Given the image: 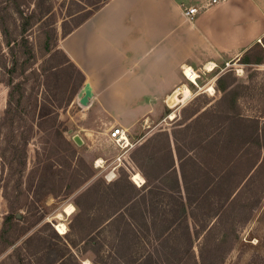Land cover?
I'll use <instances>...</instances> for the list:
<instances>
[{
	"label": "trees",
	"instance_id": "trees-1",
	"mask_svg": "<svg viewBox=\"0 0 264 264\" xmlns=\"http://www.w3.org/2000/svg\"><path fill=\"white\" fill-rule=\"evenodd\" d=\"M104 1L78 3L79 8L68 13L79 14L78 19L63 29L61 35ZM22 2L1 0L0 3V34L10 55L9 61L4 58L0 61L1 81L7 86L0 115V193L7 201V210L0 213V256L6 253L0 257V264H7L6 258L13 264H67V259L77 257L71 247L81 241L82 250L98 252L99 248L90 246L89 242L102 231L117 243L122 242V249L130 236L135 243H151L138 257L142 260L139 264H222L231 247H223L221 243L225 240L221 236L231 226H210L196 243L146 240L147 236L140 235L132 217L130 200L135 184L130 180V173L122 171L109 181L102 175L93 177V166L79 152V146L65 136L63 121L59 119V109L77 92L84 73L58 46L57 18L49 6L44 9L45 0L34 1L35 6L29 10ZM65 20H61L62 26ZM33 24L39 31L36 45L27 34ZM259 39L237 58L246 66L247 78L227 67L212 82L214 97L198 93L196 98H203L196 99L195 109H253L257 115H264V78H255L258 73L264 74V69L258 68L264 63V33ZM261 130L264 137V126ZM35 134L39 142L28 167L27 145ZM89 179L72 199L74 205L66 209L67 214L76 210L68 222L75 237L70 238L67 231L58 233L48 220L43 223L44 227L53 228V237L61 242L59 251L53 254L47 245L52 237L42 235L39 230L19 240L28 229L24 219L37 200L49 193L55 197L68 196ZM178 243H186V247L176 255L172 250L180 248Z\"/></svg>",
	"mask_w": 264,
	"mask_h": 264
},
{
	"label": "crops",
	"instance_id": "crops-1",
	"mask_svg": "<svg viewBox=\"0 0 264 264\" xmlns=\"http://www.w3.org/2000/svg\"><path fill=\"white\" fill-rule=\"evenodd\" d=\"M155 2L105 0L61 35L58 46L83 71L93 97L89 106L99 96L93 75L96 67H109L106 87L112 81L123 85L122 104L111 109L114 121L108 122L126 129L132 142L128 155L133 173L143 179L139 184L130 179L135 184L130 208L140 235L149 241L196 243L210 226L238 227L241 234L264 204V115L253 109H195L185 99L158 121L153 120V109L138 107L139 97H156L155 92L165 88H154ZM140 51L147 52L151 70L146 85L139 89L138 77L122 69L138 64ZM177 86L189 89L186 81ZM122 171L129 174L120 166L106 181Z\"/></svg>",
	"mask_w": 264,
	"mask_h": 264
},
{
	"label": "rangeland",
	"instance_id": "rangeland-1",
	"mask_svg": "<svg viewBox=\"0 0 264 264\" xmlns=\"http://www.w3.org/2000/svg\"><path fill=\"white\" fill-rule=\"evenodd\" d=\"M22 1V6L29 10L35 6L34 1L36 0ZM83 1L85 0H45L44 9L49 6L57 18L56 25L59 37L63 29L74 25L78 19L79 14L72 16L68 15V13L77 10L79 8L78 3H83ZM196 2L199 4L204 3V6L193 17L185 18L181 14L184 5ZM155 5L154 88L160 90L157 87L161 88L162 85L165 88L162 89L163 91H159L160 94L155 92L156 97H139L137 99L138 107L153 109V120L162 119L163 114L170 110L166 109L168 106L165 102V95L167 92L170 93L175 88V85H179L181 80L186 81L191 90V94L186 98L189 100H187V103H195L198 93L207 97H214V91H209V88L212 86V82L219 72L227 67H232L240 77L247 78L246 66L239 63L237 58L254 41L259 40V36L264 33V0H218L213 3H208V0H170L168 3L167 1L156 0ZM12 13L18 17L17 13L13 11ZM5 14H9V9L8 13ZM64 18L66 20L64 26H62L61 20ZM37 28L38 26L33 24L27 31L29 38L33 40L35 45L39 34ZM0 52L4 54L3 56L0 54V61L3 58L7 61L10 60L8 48L3 43L1 34ZM146 53L140 51L138 64L132 63L124 66V69H122L124 72H129L133 76L138 77L139 89L142 87V84L146 85L147 76L150 77L151 61L147 62L148 59L145 58ZM188 65L199 73L197 76L194 75L197 83L188 79L181 72ZM209 65L213 66V68L207 69ZM108 68L103 66L96 67L93 70L95 80L98 82L97 88L99 89V96L93 105L89 106L91 104L90 100L93 98L92 93L86 95V100L84 101H81V97L85 92L78 94L81 86L82 88L85 87V81H83L70 102L59 109V119L63 121L65 136L71 139L73 132H79L86 137L87 141L80 145L78 149L89 164L93 166L95 171L93 177L100 175L105 177L107 173L108 176H112V171L116 174L119 167L123 166H115L116 157L121 155L125 159L128 157L129 152V149L113 146L106 137V129L114 121L111 109L120 108L123 100V96H121L122 83H119L117 86L112 81L108 83V86L116 85L118 88L112 87V89L107 90L108 86L106 87L107 83L104 80L107 76L105 69ZM258 68L264 69V63L260 64ZM1 72L0 67V115L3 113L7 92V86L1 81ZM255 78H264V74L258 73ZM102 83L105 85L102 86ZM127 84L130 85V82H127ZM202 98V96L198 97L197 101ZM166 100L172 103L170 98ZM129 101L130 99H128ZM181 103L179 102L176 107ZM134 104H136V100ZM87 106L89 107L85 108ZM108 120L112 121L108 122ZM38 142L37 134H35L27 145L28 167L31 165L34 148ZM95 158H101V162L98 165L94 163ZM1 173L2 168H0ZM90 181L91 179L87 180L68 196L55 197L49 193L42 199L37 200L35 207L28 214V217L24 219L23 223L28 226V229L19 240L24 238L27 233L39 230L42 235L48 238L52 237L47 245L51 247L53 254L59 251L61 242L53 237V228L58 233H61L56 225L64 222L67 226L66 231L69 234L68 236L70 238L75 237L69 228L68 222L76 210L67 214L66 209L73 204L71 201L75 194ZM6 210L7 201L0 193V213H4ZM22 211L24 212L25 210ZM47 220L53 228L43 226L44 221ZM222 233L223 236L221 237L225 241L221 244L223 247H231L222 264H264V204L257 210L251 221L242 228L241 234L238 232V227H228ZM91 240L89 245L95 248L98 247V252L94 253L91 250H82L84 243L81 241L76 246L71 247L77 255L76 259H67L65 263L139 264L142 260L138 259V257L145 249L152 245L151 243H135L130 236L126 247L122 249L123 243H117L105 231H102L98 237ZM178 245L180 248L176 247L172 250L176 255H179L182 248L186 247V243H178ZM5 254L4 252L0 257L5 256ZM5 260L7 264H13L9 258Z\"/></svg>",
	"mask_w": 264,
	"mask_h": 264
},
{
	"label": "built area",
	"instance_id": "built-area-1",
	"mask_svg": "<svg viewBox=\"0 0 264 264\" xmlns=\"http://www.w3.org/2000/svg\"><path fill=\"white\" fill-rule=\"evenodd\" d=\"M216 1H218V0H208V3H213V2H216ZM202 6H204V3H200V4L199 3H190L188 5H184V7L181 10V14L185 18H191V17H193L195 14H197L199 12V10L202 8ZM183 72H184V69H183ZM184 75L188 79H190L186 75V73H184ZM177 88H178V86L175 89H177ZM79 92H80V94H82L84 92L82 90V87L80 88ZM183 101H180V102H183ZM165 102H166L167 106L170 109H174L179 104V103H177L176 105H172L171 106V105L168 104L166 99H165ZM168 116L172 117V114H168ZM106 137H107V140L115 147L128 149V148H130L132 146V142L129 140V137H128L126 129L124 127H122L121 125L109 124L108 128L106 129ZM87 138H88V136H87ZM100 160H101V158H95L94 159L95 165H98L100 163ZM115 164H114L115 166L123 165L122 167H125V169H127L129 171L131 179L134 182H136L137 184H139V182L137 180L133 179V175H134L135 172L133 173V171H134L133 168L134 167H133V165L131 163L129 155L125 159H123L121 157V155H118L116 157ZM105 175H106L105 176L106 179H110L112 176H114L116 174L114 173V171H112V176H108V173L105 174Z\"/></svg>",
	"mask_w": 264,
	"mask_h": 264
},
{
	"label": "bare ground",
	"instance_id": "bare-ground-1",
	"mask_svg": "<svg viewBox=\"0 0 264 264\" xmlns=\"http://www.w3.org/2000/svg\"><path fill=\"white\" fill-rule=\"evenodd\" d=\"M184 73H186V75L192 80L194 81L195 83H197V80H196V77L197 75H199V73H197L194 68H192L191 66H187L185 69H184ZM213 86V85H212ZM210 87L209 88V91H214V88L213 87ZM82 90L86 93V95H89V93H91V87L88 85V84H85V87L82 88ZM191 94V91L190 89H188L186 86H182L180 87L179 89H177V91L170 97V101L172 103H170L168 101V104L169 105H176L177 103H179L180 101H183L185 100L189 95ZM80 97V96H79ZM174 102V103H173ZM101 162V161H100ZM134 179L137 180L138 182H142V177L139 173H135L134 174ZM57 229L59 230V232H65L67 230V226L64 222H60L58 223L57 225Z\"/></svg>",
	"mask_w": 264,
	"mask_h": 264
},
{
	"label": "water",
	"instance_id": "water-1",
	"mask_svg": "<svg viewBox=\"0 0 264 264\" xmlns=\"http://www.w3.org/2000/svg\"><path fill=\"white\" fill-rule=\"evenodd\" d=\"M80 92H79V94H80ZM84 100H86V93L81 97V101H84ZM71 139L77 146H80L84 143V138L79 132H73L71 134ZM16 215L19 216L20 213L17 212Z\"/></svg>",
	"mask_w": 264,
	"mask_h": 264
}]
</instances>
